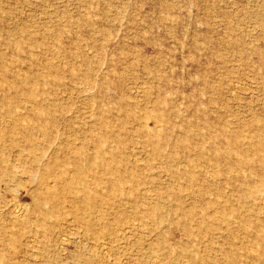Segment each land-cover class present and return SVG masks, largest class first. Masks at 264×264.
<instances>
[{
	"label": "rangeland",
	"instance_id": "obj_1",
	"mask_svg": "<svg viewBox=\"0 0 264 264\" xmlns=\"http://www.w3.org/2000/svg\"><path fill=\"white\" fill-rule=\"evenodd\" d=\"M0 264H264V0H0Z\"/></svg>",
	"mask_w": 264,
	"mask_h": 264
},
{
	"label": "bare ground",
	"instance_id": "obj_2",
	"mask_svg": "<svg viewBox=\"0 0 264 264\" xmlns=\"http://www.w3.org/2000/svg\"><path fill=\"white\" fill-rule=\"evenodd\" d=\"M53 183V182H52ZM12 203V202H11ZM17 203V202H16ZM15 205V204H14ZM16 206V205H15ZM23 207V206H22ZM17 209V208H16ZM21 210H22V208L21 209H19V210H16L15 212L17 213L16 214V216L19 214V216H20V214H21ZM25 211V210H24ZM14 212V211H13ZM18 217V216H17ZM19 218V217H18Z\"/></svg>",
	"mask_w": 264,
	"mask_h": 264
}]
</instances>
